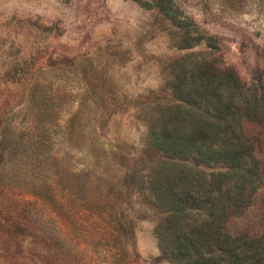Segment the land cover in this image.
<instances>
[{"label":"rangeland","instance_id":"1","mask_svg":"<svg viewBox=\"0 0 264 264\" xmlns=\"http://www.w3.org/2000/svg\"><path fill=\"white\" fill-rule=\"evenodd\" d=\"M164 3L0 0V264H171L160 111L204 58L264 93V0ZM242 125L264 169V124Z\"/></svg>","mask_w":264,"mask_h":264},{"label":"trees","instance_id":"2","mask_svg":"<svg viewBox=\"0 0 264 264\" xmlns=\"http://www.w3.org/2000/svg\"><path fill=\"white\" fill-rule=\"evenodd\" d=\"M141 1L171 12L164 0ZM193 65L153 132L163 154L154 191L167 208L157 232L161 254L171 264H264V199L257 198L264 169L242 125L264 124V93L247 94L235 72L209 67L206 58ZM251 214L260 229L231 231L232 219Z\"/></svg>","mask_w":264,"mask_h":264}]
</instances>
